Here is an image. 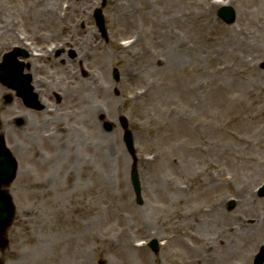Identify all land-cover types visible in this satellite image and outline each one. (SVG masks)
Returning <instances> with one entry per match:
<instances>
[{
    "label": "rangeland",
    "instance_id": "1",
    "mask_svg": "<svg viewBox=\"0 0 264 264\" xmlns=\"http://www.w3.org/2000/svg\"><path fill=\"white\" fill-rule=\"evenodd\" d=\"M16 1L22 2L17 8L0 0V17L10 25L0 35V55L18 42L14 33L24 32L43 45L56 36L61 46H69L63 55L70 67L41 63L49 83L42 88V111H27L15 95L7 103L11 91L0 83L2 132L19 163L9 188L16 216L8 245L1 243L3 264H183L187 254L167 244L176 235L170 222L176 213H200L222 203L228 217L218 227L227 229L240 218L248 224L264 218V199L253 194L264 181V0L249 7L244 0L231 2L232 25L217 16L229 0H108V40L93 20L101 0H50L49 5L69 8L63 31L55 14H47L54 20L43 23L40 11L48 9L46 4L34 8L46 0ZM246 20L258 33V49L231 50L219 45L221 40L215 43L238 33ZM90 44L105 57L94 58L90 50L86 55ZM72 51L75 59L69 57ZM116 70L120 81L113 77ZM75 73L95 77V88L100 86L88 84L83 94L101 111L95 116L96 133L73 106ZM121 116L134 136L141 205L130 182L133 160L122 140ZM40 134L57 138L45 143ZM107 154L109 168L102 161ZM47 178L52 179L45 186L48 194L36 195L35 187ZM210 179L222 181L224 189L203 193ZM146 224L156 232H146ZM192 229L210 237L220 232ZM251 233L228 252L207 253L205 261L253 264L264 246V231ZM153 240L159 242L157 252L148 247ZM203 260L199 264H207Z\"/></svg>",
    "mask_w": 264,
    "mask_h": 264
},
{
    "label": "bare ground",
    "instance_id": "2",
    "mask_svg": "<svg viewBox=\"0 0 264 264\" xmlns=\"http://www.w3.org/2000/svg\"><path fill=\"white\" fill-rule=\"evenodd\" d=\"M6 1H8L9 3L15 2L14 7L16 8L19 7L18 6L19 4L20 5L22 4L21 1H16V0H6ZM46 1H42L40 2L42 4L35 5L34 7L36 9L37 8L39 9L42 5H45V4L48 7L47 10L45 7V9H42V11H40V13L43 14L44 16L43 23L45 24V26H47L48 21L53 19V17L47 16V14H55L56 20H58L59 22L58 29L62 31L65 30L67 26L63 22L66 20V18L61 15H58L59 13L61 14V12L63 13V10H64L63 6L61 4L55 5L54 3H50L49 5L50 0H46ZM235 1H240V0H229V2H227L228 3L227 5H231V2L233 4V2ZM244 1H246L245 3L249 7L250 4L256 3L257 1H260V0H244ZM65 11H66L65 13L67 14L69 12V9ZM2 13H3L2 10H0V16L3 15ZM245 16L246 15L244 14L243 17ZM245 19H249V17L246 16ZM55 22L56 21H52L50 26L55 27L56 26ZM243 22H244L245 27L243 29L240 28L241 30L238 33L231 32L229 34H226V36H221L220 38H216L215 43L221 40L219 45H222L226 49H231V50H234L236 48L248 49L250 47H255L258 49L260 45L255 42L259 38V36L257 37L258 33L252 32L249 30V28L252 26L249 22H247V20L246 22L245 21ZM9 26L10 25L5 20H3V18L0 17L1 38L7 34V32H4V30L8 29ZM45 29H48V28H45ZM237 36H240L241 41L245 42L246 45L239 44ZM224 37H225V40H224ZM263 40H264V37H262V41ZM95 49H97V47L93 45L91 46L90 44L88 46V50H86V55L89 54V50H90V54H92V56L94 55V58L105 57L104 54L95 53L96 52ZM44 57H49V58H46V60L47 59L52 60V57L54 56L53 55L51 56L50 54L47 55L46 53H44ZM55 62L58 63L57 68H60L61 70H66L68 67H70V62L65 57V55L64 56L60 55L58 58H55ZM80 63L85 64L86 68H88V66L86 65L87 63H84L82 61ZM71 78H72V73L69 72V78L67 79L70 81ZM73 78L75 81V83L73 84V86L75 87L74 88L75 91L74 93L72 91V94L74 96L73 106L75 109H77L80 112V116L82 117L83 124L84 123L86 124V125L84 124L85 127L92 129V131L96 133L97 122H96L95 116L98 112H101V111L95 107H92V106L90 107L88 105L89 104L88 100L83 98V94L85 90L90 88L89 85L91 86L92 89H99L100 86H97V88H95L97 81L94 79L95 77H91V75L87 77L86 79H84V78H79L77 76V73H75ZM71 86H72V82H71ZM51 88L55 90V88L53 87ZM62 107L64 111H67L70 108V106L66 104L63 105ZM40 135H41L42 140L45 143H48V142L53 143L51 141L52 140L55 141V139L57 138L53 134H47V135L40 134ZM92 150L93 151L96 150V145L93 146ZM108 154L110 155V152H108ZM108 154H107V157L105 158L103 157L102 161H103L104 167L107 165V167L109 168L110 163H111V157H110L111 155L109 156ZM217 175L223 176V172L218 171ZM50 179L51 178L45 179V181H42L43 183H41L39 187H35L36 195L48 194L49 190L45 189V186L47 182L52 180ZM199 183H200L199 185L202 186L200 181ZM205 185L206 186L203 187L204 188L203 193H207L210 190H219V189L223 190L225 184L222 183V181L220 182V180L218 183V182H213L212 179H210V180L205 181ZM238 192L241 194V191H238ZM244 200L245 199L242 196L241 201L239 202L241 207L245 203ZM227 217H228V214L224 212L222 208V203H219V204L217 203L210 210L200 212V213H197L196 211L187 212V213L178 212L176 213L175 216H173V218L170 219V222L172 223L171 229L174 230V233L176 235H174L171 238V241L167 242V244L170 245L171 243H174V246H176L181 251H184L187 254V259H186L187 262L184 261L183 264H199L200 260L202 259V256L204 259L202 262L207 263L205 261L207 253L211 254L213 252V254H215L220 249L222 251H224L223 249H226V251L228 252L229 249L233 247L234 241H238V239L240 238L248 240L250 238V235H249L250 232H253L251 233V236H257L259 234L262 235V232L264 231V218L262 220L255 221L251 224H248L247 222H245L243 219L240 218L239 222H237L234 227H229L228 229L226 227L219 228L218 224H221L223 222L221 220L227 219ZM198 227H201L204 230V232L208 234H211L213 229L219 230L220 232L216 236L213 235V237H210L209 235H200L197 232H195V230L192 229V228L195 229ZM144 228L146 229L145 230L146 232H152V231L156 232V228H151L149 224H146ZM244 235L245 237L243 238ZM124 247L126 249L125 251H127V249H130L128 248V245ZM177 264H181V261L179 260Z\"/></svg>",
    "mask_w": 264,
    "mask_h": 264
},
{
    "label": "water",
    "instance_id": "3",
    "mask_svg": "<svg viewBox=\"0 0 264 264\" xmlns=\"http://www.w3.org/2000/svg\"><path fill=\"white\" fill-rule=\"evenodd\" d=\"M103 1H104L103 5H105V0ZM219 15L228 24H232L235 21V14L233 10L231 9H222L219 12ZM96 19H97L100 29L103 32H105L104 19L102 16V12L100 10L97 11L96 13ZM15 69L16 67L13 66L12 70L10 71L13 73ZM115 78L116 79L119 78L117 72L115 74ZM0 79L3 81V83L10 85V82H8L7 77L5 76L4 70L1 69V66H0ZM10 86L13 88L19 89V87H17V85L15 84H11ZM121 123L124 129L126 130L125 136H124L125 144L127 145V148L132 153V155H134L135 151L133 149L132 135L129 131H127L128 125L124 117L122 118ZM16 172H17V164L14 158L5 151L4 142L2 139H0V187L9 186L15 179ZM131 175H132V182H133L135 192L137 193V195H140L141 194L140 184H139L138 174L135 168L132 171ZM13 218H14V207L11 203V199L6 192L0 191V232L5 231L11 225ZM151 246L154 251H157L158 243L156 241H154L151 244ZM262 263H263V257L261 258V256H259L258 259L256 260V264H262Z\"/></svg>",
    "mask_w": 264,
    "mask_h": 264
},
{
    "label": "flooded vegetation",
    "instance_id": "4",
    "mask_svg": "<svg viewBox=\"0 0 264 264\" xmlns=\"http://www.w3.org/2000/svg\"><path fill=\"white\" fill-rule=\"evenodd\" d=\"M31 39L35 44L40 43V41L35 37H31ZM54 39H56V37ZM60 54L61 52L58 51L57 55L59 56ZM21 61L23 63L22 68H23L24 78L27 81H29L30 86L32 88L31 91L32 96L37 98L38 100H41V96L43 95L42 92L43 81L41 80V78L47 75L40 70L41 68L40 60L35 55H33L32 53L26 50L24 51V57L21 59Z\"/></svg>",
    "mask_w": 264,
    "mask_h": 264
}]
</instances>
